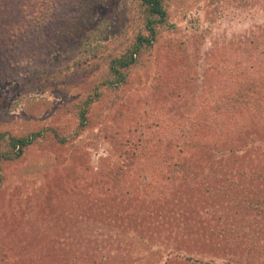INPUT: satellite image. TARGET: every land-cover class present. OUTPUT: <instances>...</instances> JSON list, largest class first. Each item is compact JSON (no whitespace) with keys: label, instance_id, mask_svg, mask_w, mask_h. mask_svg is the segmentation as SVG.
I'll list each match as a JSON object with an SVG mask.
<instances>
[{"label":"rangeland","instance_id":"obj_1","mask_svg":"<svg viewBox=\"0 0 264 264\" xmlns=\"http://www.w3.org/2000/svg\"><path fill=\"white\" fill-rule=\"evenodd\" d=\"M130 2L109 0L102 11L117 18L129 36L140 27L125 13ZM169 10L176 28L159 33L148 56L150 69L139 68L117 93H109L110 101L103 96L91 105L86 127L77 128L79 105L99 84L103 64L82 68L78 44H61L50 54H45L47 42L40 40L26 42L18 55L14 44L1 48L0 131L15 135L44 131L48 139L43 147L32 146L20 160L1 165L0 264H201L185 256L228 264L234 257V248L226 255L215 254L200 238L176 246L179 249L167 246L171 231L154 222L159 218L182 222L162 203L171 198L163 164L168 152L162 150L161 129L152 121L183 118L200 103L201 90L213 86L230 56L252 50L264 33V0H172ZM112 35L110 46L119 39L117 33ZM176 42L191 85L180 82L177 89L170 87L171 81L164 82L163 91H157L152 79L158 73L154 66L159 52L172 50ZM33 45L39 48L34 53ZM142 118L147 119L144 125ZM54 132L67 140L55 139ZM77 146L84 149V157L73 160ZM135 151L154 158L139 161ZM46 159L53 166L44 165L48 168L43 175ZM38 165L41 174H32ZM86 165L95 172L106 169V178L132 174L137 181L127 183L123 178L120 192L106 178L93 185L101 177ZM144 174L149 181L142 180ZM58 180L61 185L53 192ZM185 191L177 197L178 211L195 217L204 206L203 198ZM90 202L97 205L91 207ZM205 212L201 210L202 215ZM147 221L150 227L144 229Z\"/></svg>","mask_w":264,"mask_h":264},{"label":"trees","instance_id":"obj_2","mask_svg":"<svg viewBox=\"0 0 264 264\" xmlns=\"http://www.w3.org/2000/svg\"><path fill=\"white\" fill-rule=\"evenodd\" d=\"M108 1L0 0V50L6 43H11L17 46L15 53L18 55L24 51L26 42L32 45L40 40L47 42L45 54H50L61 44H78L82 68L104 65L99 84L79 105L77 128L88 124L91 105L103 96L110 101L109 93H117L139 68L150 69L149 57L159 33L176 28L170 20L172 0H131L125 13L129 19L138 21L140 27L129 36L117 18L108 13L102 15ZM113 32L119 39L110 46L108 42ZM33 47L32 52L39 49L38 45ZM172 50L163 48L156 60L154 67L158 73L154 75L152 85L157 87V91H163L164 82L171 81L170 87L177 89L181 88L180 82L191 85L186 76L189 75L185 71L187 65H181L178 57L177 42ZM219 74L213 86L201 90L200 103L196 102L183 118L152 121L156 128L161 129L158 131L162 150L168 152L162 163L168 172L166 180L169 184L165 187L171 198L162 203L167 206L166 212L173 213L182 222L177 225V220L159 218L154 223L161 225L165 232L171 231L168 232L170 243L167 246L182 247L200 238L215 254L226 255L234 248V257L227 261L228 264H264V33L252 50H240V53L230 56L226 64L219 68ZM184 93L188 96L187 92ZM145 120L142 118L141 124L144 125ZM78 131L73 135H77ZM54 134L53 137L60 142L67 140L57 132ZM46 139L48 133L44 131L28 135L0 131V186L3 183L2 163L20 160L32 146L46 145ZM79 146L75 147L71 159L84 157V149ZM151 157L143 151L135 153L139 161ZM47 161L41 164L43 175H46L48 167L53 166L49 159ZM41 165L33 167L32 174H41ZM89 170L96 177H101L93 181V185L106 178L104 174L107 170L102 172V167L96 172L92 168ZM114 174H107L105 180L108 184L112 180L117 192L122 189L120 183L123 178H127L126 182L137 181L132 174L128 177ZM141 178L149 181L147 174ZM59 185L58 180L52 191L57 190ZM188 189L196 194L198 192V196L203 198L201 204L204 206L198 208L195 217L186 211H178L177 197L181 196V191ZM89 205L97 204L90 202ZM201 210L206 211L205 215ZM148 227L149 221L144 229ZM150 231L153 230L150 228ZM139 237L143 238V235ZM185 258L201 264L211 262L193 256Z\"/></svg>","mask_w":264,"mask_h":264}]
</instances>
